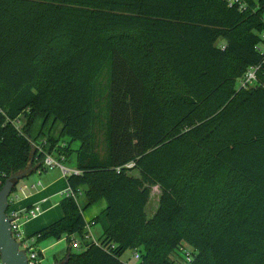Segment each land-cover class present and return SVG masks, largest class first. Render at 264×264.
Instances as JSON below:
<instances>
[{
  "label": "trees",
  "instance_id": "16d2710c",
  "mask_svg": "<svg viewBox=\"0 0 264 264\" xmlns=\"http://www.w3.org/2000/svg\"><path fill=\"white\" fill-rule=\"evenodd\" d=\"M243 1L0 0V189L43 170L40 120L79 143L68 187L106 204L90 220L98 243L84 242L83 208L63 196L62 216L27 236L35 248L65 238L63 264H127L128 249L138 264H264V0ZM252 66L254 84L237 86ZM57 143L47 134L42 149L68 156ZM150 186L161 196L147 218ZM182 246L190 261L174 256Z\"/></svg>",
  "mask_w": 264,
  "mask_h": 264
},
{
  "label": "rangeland",
  "instance_id": "374dc122",
  "mask_svg": "<svg viewBox=\"0 0 264 264\" xmlns=\"http://www.w3.org/2000/svg\"><path fill=\"white\" fill-rule=\"evenodd\" d=\"M220 43V41L218 42V44ZM260 50L264 53V43L259 45ZM108 84H109V67L105 66V68L103 69V71L101 72V74L99 75L98 79H97V89H98V94H99V99H98V109L96 111L97 113V118L98 121L96 123L95 126V133L97 136L98 141L101 142L102 139V128H103V123L105 120V110H106V92L108 89ZM237 86H240V83L237 82ZM24 118L23 116L19 117L17 120H14L13 125L16 127V129L18 130H22L23 125H24ZM49 127L50 124H48L45 129L41 130L40 128V120L36 121L35 124L32 127V131H31V137L32 138H36L37 139H30L32 142V145L34 148H36L35 146L40 145L42 146V143L45 141V137L47 134H49L50 136H52L55 140L58 141V145L59 146H64V147H68L69 150V155H65L63 153V155H61L60 157L62 158H57L60 162L61 165H63L66 169L72 171L76 169V165H75V150L78 148L79 143L78 141H73L71 143H69V138L68 137H62L60 134V129H61V125L60 123H57L53 129L49 132ZM41 131V133H40ZM39 135V136H38ZM100 153L102 154L103 150H99ZM53 157H58V153L57 152H53L52 153ZM48 171L43 173L40 177L43 181V179L45 180V177L47 176H52V178L54 180H56V184H61V185H65L66 186V180H65V176H64V172L63 170L59 167V166H53L49 169H47ZM134 175H137V172H131ZM60 175V176H59ZM37 175H31L28 178L22 180V183H26L29 184L30 182H33L35 180H37ZM20 186H17V190L14 191V195L19 193V195L21 196L20 191L18 190ZM67 190V188H65L64 190H61L60 193H63ZM13 194L10 195V199L12 198ZM47 194L46 195H40L38 197H36L35 199H33L31 201L32 205H36L39 204L42 213L36 217H32L30 219H25V217L23 216V219H21L20 223L22 224L21 227V231L22 234L24 236H29L32 233L38 231V229H42L39 228L41 225V222L43 220H45V218H47V216H49L50 214H57L56 217L50 216V218H52V221L60 218L62 216V211L59 207L58 204L53 205V202L56 201L54 198V200H50V202H46L45 199H47ZM160 196H161V190L159 189L158 186H150V194H149V198H148V202L145 206V212H146V216L147 218H152L154 216V214L156 213L158 206H159V201H160ZM23 196H21L22 198ZM59 197V196H58ZM85 195L83 193V190L80 189V193L77 196V204L79 207L83 208V216L84 219L89 222L90 219L95 216V215H99L103 209L105 208L106 204L105 201H100L98 203H95L92 206L86 207L85 206ZM15 203V202H14ZM14 207L17 210H23L24 208H19V203H17L16 205L14 204ZM48 207V209L46 208ZM51 221V222H52ZM50 222V223H51ZM92 228V237L95 239H98V236L96 234H100L101 233V226L100 224H94L91 226ZM75 237V236H73ZM75 240H78V238H73ZM46 243L43 244V241L39 242L37 244V247L40 246V248L44 245L47 247L45 250H43L40 254V256L34 261V264H54L55 262V257L58 259L59 257H63L66 253V248H67V241L65 239H53V240H44ZM85 241V240H83ZM53 243V244H50ZM181 248V247H180ZM178 249L177 251L174 252V256L178 257L180 259H185V252L190 251V248L188 246H182V249ZM138 251V250H137ZM135 250L134 249H128L126 250L122 256H121V260L126 262L127 264H138L139 263V259L135 258L134 255ZM59 255V257H58Z\"/></svg>",
  "mask_w": 264,
  "mask_h": 264
},
{
  "label": "built area",
  "instance_id": "2783aa9c",
  "mask_svg": "<svg viewBox=\"0 0 264 264\" xmlns=\"http://www.w3.org/2000/svg\"><path fill=\"white\" fill-rule=\"evenodd\" d=\"M226 2L228 3L229 6L232 5H236L238 7L239 10L245 8L246 3L243 0H226ZM261 38L264 39V32L261 34ZM256 70L257 67L256 66H252L250 67L246 73L244 74V76L241 78L240 80V86L241 87H245L247 88L250 85H253L255 80H256ZM36 150L38 152H42L44 155V158L42 160V168L43 169H48L51 168L53 166H59L63 172H64V176L70 173L73 174H79L80 171L76 168L75 170H68L66 169L63 165L60 164L59 160L56 157H53L52 154L45 152L42 149V146L37 145L35 146ZM127 167H132L133 164L132 163H128L126 164ZM40 185V182H35L33 184H24L21 185L18 190L19 191H26L28 189H34L36 187H38ZM15 190H17V185ZM10 193L13 194L14 191ZM80 193V190L78 191H73L70 187L67 188V190L65 192H63V196H67V197H72L74 199L75 202H77V196ZM10 195L8 197V207L6 210V214L8 216V218L10 219V225H11V233L12 236L14 237V239L18 242L19 244V248L24 250L26 255H27V260H28V264H34V261L39 257L38 251L37 249L32 245L33 239L28 238L27 236H24L22 234L21 231V227L22 224L20 223L21 219H23V216L25 217V219H30L32 217H36L38 215H40L42 213L41 208L39 205H33L30 206L28 208H25L23 210H17L14 207V202L18 199V195H14L12 196V198L10 199ZM23 214V216H22ZM94 225V222H87L86 226H85V234H84V242H94L95 244L98 243V241L96 239H94L92 237V235L90 234V228L91 226ZM72 249L73 250H81L85 248V244L81 243V241L79 240H75L73 239L72 241ZM182 249V247L180 248ZM135 258L139 259L140 258V254L137 250H135L134 252ZM186 261H190L191 260V256H190V251L185 252V259ZM0 264H1V260H0Z\"/></svg>",
  "mask_w": 264,
  "mask_h": 264
},
{
  "label": "crops",
  "instance_id": "0c3cea01",
  "mask_svg": "<svg viewBox=\"0 0 264 264\" xmlns=\"http://www.w3.org/2000/svg\"><path fill=\"white\" fill-rule=\"evenodd\" d=\"M34 171H33V170ZM49 169V168H48ZM48 170L47 169H43L42 171L41 170H38V169H36V163H35V165L33 166V167H29L27 170H25V171H23V172H21V173H19L17 176H20L21 177V179L17 182V186L19 185V186H21V185H24V184H26V183H23V184H21L22 183V180H24V179H26V178H28L29 176H31V175H37V180H35V181H33V182H30L29 184H33V183H35V182H40V185L38 186V187H36V188H34V189H28V190H26V191H24V192H22V191H20V193H21V196H23L22 198H21V196L19 195V193H18V199L15 201V205L17 204V203H19V208H28V207H30V206H33L32 205V203H31V201L33 200V199H35L36 197H38V196H40V195H46L47 194V199H45V201L46 202H50V200H54V198H57V199H55L56 201H54L53 202V205H56V204H58L59 203V201H60V199L63 197V193H60L59 194V192H61V190H64L65 188H68V184H66V186L65 185H61V184H56V180H54L53 178H52V176H47V177H45V180L43 179V181H42V179H41V175L43 174V173H45V172H47ZM60 176V175H59ZM65 180H66V178H65ZM66 183H67V181H66ZM17 195V194H16ZM59 196V197H58ZM37 205H39V204H37ZM47 209H48V207H46ZM50 216H52V218L53 217H56L57 216V214H50L49 216H47V218H45V220H43L42 222H41V225H40V227L39 228H43V227H45V226H47V225H49L50 224V222L52 221V218H50ZM96 216V215H95ZM95 216H93L92 218H94ZM84 217V216H83ZM91 218V219H92ZM59 219V218H58ZM90 219V220H91ZM57 220V219H56ZM55 221V220H54ZM53 222V221H52ZM39 230V229H38ZM101 233H102V229H101ZM101 233L100 234H96L98 237L101 235ZM90 234L92 235V228H90ZM28 236V235H27ZM61 239H65V238H61ZM95 239V238H94ZM45 240H53V238H48V239H45ZM66 240V239H65ZM97 240V239H96ZM42 243V242H41ZM44 243H46L44 240H43V244ZM50 244H53V243H50ZM47 247L44 245V247L42 246L41 248H40V246H36V249H37V251H40V252H42L43 250H45ZM58 257H59V255H58ZM62 257H59L58 259L55 257V263L56 262H58V261H56V260H60ZM54 263V264H55Z\"/></svg>",
  "mask_w": 264,
  "mask_h": 264
},
{
  "label": "water",
  "instance_id": "95a60500",
  "mask_svg": "<svg viewBox=\"0 0 264 264\" xmlns=\"http://www.w3.org/2000/svg\"><path fill=\"white\" fill-rule=\"evenodd\" d=\"M20 176L9 178L0 189V260L1 264H28L27 255L19 248L18 242L11 233L10 219L6 214L8 197ZM56 262L55 264H63Z\"/></svg>",
  "mask_w": 264,
  "mask_h": 264
}]
</instances>
